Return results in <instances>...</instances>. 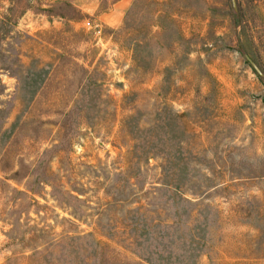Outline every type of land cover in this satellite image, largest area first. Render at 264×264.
Masks as SVG:
<instances>
[{"label": "rangeland", "instance_id": "374dc122", "mask_svg": "<svg viewBox=\"0 0 264 264\" xmlns=\"http://www.w3.org/2000/svg\"><path fill=\"white\" fill-rule=\"evenodd\" d=\"M92 1L0 0V264H264V0Z\"/></svg>", "mask_w": 264, "mask_h": 264}, {"label": "crops", "instance_id": "0c3cea01", "mask_svg": "<svg viewBox=\"0 0 264 264\" xmlns=\"http://www.w3.org/2000/svg\"><path fill=\"white\" fill-rule=\"evenodd\" d=\"M101 1L102 0L92 1L93 4L96 3L93 12H96L100 7ZM129 3L130 0H114L112 8L108 11L99 13L98 18L101 19L102 23H104L107 27L116 28L121 23L124 11L128 7ZM84 6L86 5L83 3L79 7L86 11ZM78 24L81 25V22H78Z\"/></svg>", "mask_w": 264, "mask_h": 264}, {"label": "water", "instance_id": "95a60500", "mask_svg": "<svg viewBox=\"0 0 264 264\" xmlns=\"http://www.w3.org/2000/svg\"><path fill=\"white\" fill-rule=\"evenodd\" d=\"M248 60L250 61V63L252 64V66L260 73L262 74L261 69L259 68V66L256 64V62H254V60H252L249 56H247Z\"/></svg>", "mask_w": 264, "mask_h": 264}, {"label": "trees", "instance_id": "16d2710c", "mask_svg": "<svg viewBox=\"0 0 264 264\" xmlns=\"http://www.w3.org/2000/svg\"><path fill=\"white\" fill-rule=\"evenodd\" d=\"M27 2H29V0H26ZM68 3V2H67ZM68 5H70L71 7H73V9H77L73 4L68 3Z\"/></svg>", "mask_w": 264, "mask_h": 264}, {"label": "built area", "instance_id": "2783aa9c", "mask_svg": "<svg viewBox=\"0 0 264 264\" xmlns=\"http://www.w3.org/2000/svg\"><path fill=\"white\" fill-rule=\"evenodd\" d=\"M87 25L91 27V22L90 21H87Z\"/></svg>", "mask_w": 264, "mask_h": 264}]
</instances>
